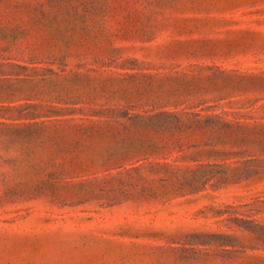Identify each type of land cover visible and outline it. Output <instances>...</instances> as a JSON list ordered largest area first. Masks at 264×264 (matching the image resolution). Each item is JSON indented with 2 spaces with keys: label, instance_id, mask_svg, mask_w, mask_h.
Masks as SVG:
<instances>
[{
  "label": "rangeland",
  "instance_id": "374dc122",
  "mask_svg": "<svg viewBox=\"0 0 264 264\" xmlns=\"http://www.w3.org/2000/svg\"><path fill=\"white\" fill-rule=\"evenodd\" d=\"M0 264H264V0H0Z\"/></svg>",
  "mask_w": 264,
  "mask_h": 264
},
{
  "label": "trees",
  "instance_id": "16d2710c",
  "mask_svg": "<svg viewBox=\"0 0 264 264\" xmlns=\"http://www.w3.org/2000/svg\"><path fill=\"white\" fill-rule=\"evenodd\" d=\"M130 120L132 124L142 127H214L216 123L222 122L223 115L218 112H202L201 110L161 109L153 112L145 111L133 113L132 116H130Z\"/></svg>",
  "mask_w": 264,
  "mask_h": 264
}]
</instances>
